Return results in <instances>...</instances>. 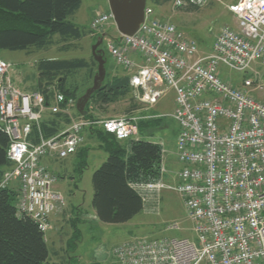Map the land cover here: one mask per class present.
Instances as JSON below:
<instances>
[{
  "label": "built area",
  "instance_id": "built-area-1",
  "mask_svg": "<svg viewBox=\"0 0 264 264\" xmlns=\"http://www.w3.org/2000/svg\"><path fill=\"white\" fill-rule=\"evenodd\" d=\"M209 0H174V6L203 7ZM238 30L223 27L211 51L197 55V44L145 7L143 22L132 35L119 34L107 48L116 65L129 73L131 94L151 105L161 86L175 90L173 118L179 124L176 155L183 164L174 189L181 195L193 223L194 240L134 238L114 247L115 264H264V0H237L228 6ZM112 13L94 16L91 36L104 33ZM139 55L136 66L131 57ZM225 64L246 74L237 85L221 76ZM0 59V127L7 134V157L13 167L1 186L17 181V208L41 230L65 205L52 190L57 179L42 159H64L76 152L88 125H98L117 139L138 133L132 116L91 120L72 112L73 98L53 90L52 102L38 91L23 93ZM248 73L250 76H248ZM64 114L69 122L57 134L30 139L33 124L46 112ZM168 187L161 181L145 188ZM110 254L103 245L95 256Z\"/></svg>",
  "mask_w": 264,
  "mask_h": 264
},
{
  "label": "trees",
  "instance_id": "trees-1",
  "mask_svg": "<svg viewBox=\"0 0 264 264\" xmlns=\"http://www.w3.org/2000/svg\"><path fill=\"white\" fill-rule=\"evenodd\" d=\"M81 1L0 0V50L28 52L46 49L52 45L61 50L76 47L75 41L85 34V30L68 17L79 9ZM150 1L162 5L170 0ZM189 9L196 7L189 6ZM35 67L38 74L37 91L43 94L47 101L50 100L53 90L60 92L65 98L76 100L84 93L86 86L90 85L89 82L92 84L97 63L92 57L89 60L81 57L39 59ZM122 100H127L124 116H133L132 112L137 110L141 103L131 94L129 75L114 74L109 79L105 76L103 84L91 95L85 106L87 114L84 118L98 120L100 118L90 109H102ZM46 115L37 125H32L30 139L33 142H38L40 135L47 138L57 134L69 122L61 113ZM75 115L78 114L75 112ZM145 115H140L141 118L135 121L141 136L136 140L133 137L117 139L98 125H88L84 129L85 132L88 131L89 137L97 136L99 146L107 153L104 162L92 174V206L95 217L101 222L122 223L139 213L143 209V199L132 184L135 183L136 186L157 180L161 176L162 148L158 143L142 137L153 136V131L161 121L158 117ZM8 145V136L0 127V264H69L72 258L69 252L75 248L78 241L77 218L69 217L66 220L72 227L69 240L61 247L66 252V258L61 262L49 261L45 238V232L51 228L49 218L50 228L41 230L32 217L21 213L17 208V181L13 186H1L4 172L13 167L7 157ZM89 149L88 146L80 145L74 153L80 158L79 172L86 165L85 158ZM108 255L96 257L94 254V260L90 264H101L100 262L109 258L106 259ZM112 257L116 262L113 254Z\"/></svg>",
  "mask_w": 264,
  "mask_h": 264
},
{
  "label": "rangeland",
  "instance_id": "rangeland-1",
  "mask_svg": "<svg viewBox=\"0 0 264 264\" xmlns=\"http://www.w3.org/2000/svg\"><path fill=\"white\" fill-rule=\"evenodd\" d=\"M236 0H212L203 7L185 10L186 8L174 6V0L162 5L146 1L154 16L163 21L174 24L187 38L197 44V55L205 56L210 53L212 43L219 31L225 27L238 30V23L228 10L229 4ZM109 12L107 0H82L79 9L68 17L69 20L81 26L85 34L77 41L76 47L69 50H61L52 45L39 50H0V59L11 66L7 76L18 86L21 91L31 93L37 87V70L35 63L39 59H70L81 57L89 60L92 57V46L96 36H91L88 27L91 19L101 13ZM104 38L97 47L105 59L106 79H109L116 65L110 57L107 42L119 36L113 18H110L104 28ZM221 76L239 85L246 74L241 70L219 65ZM248 76L250 74L248 73ZM87 84V83H86ZM91 85V82H89ZM90 85H87L88 88ZM85 88V90H86ZM163 92L158 101L151 105L140 104L138 116L141 114L158 117L160 125L154 130L151 140L161 145L163 151V181L168 187L160 191L148 188L143 209L128 221L122 223H107L99 221L94 214L92 206L93 186L92 174L104 162L107 153L99 146L97 136L89 137L88 131L83 130L84 141L81 146H88L86 165L79 172L80 158L74 154L64 159H42V163L57 176L52 183L53 191L60 193L65 201V206L56 214L49 216L51 228L45 232L49 261L61 262L66 258V252L61 247L69 240L72 227L66 220L77 218L78 238L76 246L70 250L72 256L69 264H90L94 260V249L103 245L112 257L111 250L117 244L132 238H167L194 240L193 223L190 220L187 209L181 195L174 189L178 183V173L183 164L176 155V139L179 124L173 118L175 109V90L172 87L161 86ZM80 89L77 91V94ZM127 100L109 104L102 109L93 107L92 113L100 119L125 115L124 108ZM92 107V106H91ZM146 107V108H145ZM72 112H76L75 108ZM137 115V114H136ZM8 186H13L16 181L10 180ZM147 184V183H146ZM142 189V188H141ZM103 260V259H102ZM110 264L107 260L105 263Z\"/></svg>",
  "mask_w": 264,
  "mask_h": 264
},
{
  "label": "water",
  "instance_id": "water-1",
  "mask_svg": "<svg viewBox=\"0 0 264 264\" xmlns=\"http://www.w3.org/2000/svg\"><path fill=\"white\" fill-rule=\"evenodd\" d=\"M147 0H107L109 11L113 15V20L120 34H134L144 19V12ZM104 34L96 38L92 46V58L97 63V70L93 75L92 84L86 88L84 93L75 100V110L80 116H85L87 111L85 106L91 95L100 88L105 79V59L102 52L97 47L102 43Z\"/></svg>",
  "mask_w": 264,
  "mask_h": 264
},
{
  "label": "crops",
  "instance_id": "crops-1",
  "mask_svg": "<svg viewBox=\"0 0 264 264\" xmlns=\"http://www.w3.org/2000/svg\"><path fill=\"white\" fill-rule=\"evenodd\" d=\"M211 1L212 0H209L208 1V3L210 2L211 3ZM207 3V4H208ZM234 3V2H233ZM206 4V5H207ZM231 4V3H230ZM229 4V5H230ZM190 7H196V6H191L190 5ZM198 7H196V9H197ZM185 10H190L189 9V6L188 7H186V9ZM232 16H234L233 14H232ZM234 29V28H233ZM236 30V29H235ZM132 58H133V60L135 61V64H136V66H138V65H141L142 63H143V60H142V58L139 56V55H137V54H132V56H131ZM116 65V64H115ZM129 73L130 72H128V71H126L124 68H122L121 66H119V65H116V68H115V70L112 72V75H114V74H126V75H129ZM11 82H12V80H10ZM12 84L16 87V88H18V86H16L13 82H12ZM19 89V88H18ZM20 90V89H19ZM21 91V90H20ZM35 91H37V87H36V89L34 90V91H32V92H35ZM21 92H23V93H26V92H24V91H21ZM49 102H52V100L50 99V101ZM142 104V103H141ZM143 105H147V104H143ZM146 108V107H145ZM139 110L140 109H137V110H135V111H133L132 112V114L131 115H133L132 117H134V118H136L137 120L138 119H140L141 117L140 116H138V114H140V112H139ZM47 113H49L48 111L45 113V115L44 116H47L46 114ZM137 114V115H136ZM142 115V114H141ZM145 115V114H144ZM145 116H150L149 114L148 115H145ZM66 127V125H64V128ZM141 136L139 135V132L137 133V135L135 136V137H133V139H138V138H140ZM143 138H146V139H148V140H151V137H147V136H142ZM83 141H84V138H83ZM82 141V142H83ZM152 141V140H151ZM81 145V144H80ZM160 145V144H159ZM161 146V145H160ZM162 148V147H161ZM44 159H49L50 161H52V160H56V159H53V158H50V157H46V158H44ZM46 165V164H45ZM161 176H160V178L159 179H157V180H154V181H149V182H144V183H139L138 185H134L135 183H133L132 184V186L138 191V193L141 195V197H142V199H143V203H144V199H145V196H147V194H151V193H148V189H146L145 188V184L146 183H155V182H159V181H161L162 183H164L165 185H166V183L163 181V177H164V167H163V151H162V161H161ZM178 182H179V179H178ZM178 184V183H177ZM168 186V185H167ZM142 188V189H141ZM160 191V190H159ZM107 260H110L111 261V263L110 264H115V262H114V259H113V257H109ZM107 260H105V261H103L102 263H105Z\"/></svg>",
  "mask_w": 264,
  "mask_h": 264
},
{
  "label": "bare ground",
  "instance_id": "bare-ground-1",
  "mask_svg": "<svg viewBox=\"0 0 264 264\" xmlns=\"http://www.w3.org/2000/svg\"><path fill=\"white\" fill-rule=\"evenodd\" d=\"M192 6V5H191Z\"/></svg>",
  "mask_w": 264,
  "mask_h": 264
}]
</instances>
